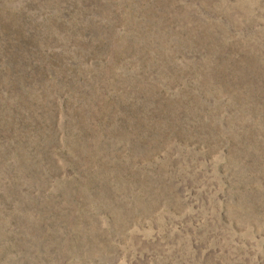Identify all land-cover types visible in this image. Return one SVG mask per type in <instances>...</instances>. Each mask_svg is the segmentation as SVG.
I'll return each instance as SVG.
<instances>
[{
	"label": "rangeland",
	"instance_id": "1",
	"mask_svg": "<svg viewBox=\"0 0 264 264\" xmlns=\"http://www.w3.org/2000/svg\"><path fill=\"white\" fill-rule=\"evenodd\" d=\"M0 264H264V0H0Z\"/></svg>",
	"mask_w": 264,
	"mask_h": 264
}]
</instances>
